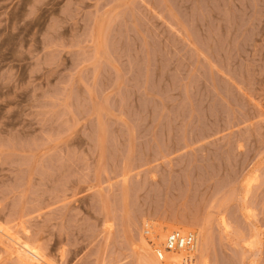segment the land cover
Returning <instances> with one entry per match:
<instances>
[{
	"label": "rangeland",
	"instance_id": "374dc122",
	"mask_svg": "<svg viewBox=\"0 0 264 264\" xmlns=\"http://www.w3.org/2000/svg\"><path fill=\"white\" fill-rule=\"evenodd\" d=\"M171 227L264 264V0H0V264H165Z\"/></svg>",
	"mask_w": 264,
	"mask_h": 264
},
{
	"label": "built area",
	"instance_id": "2783aa9c",
	"mask_svg": "<svg viewBox=\"0 0 264 264\" xmlns=\"http://www.w3.org/2000/svg\"><path fill=\"white\" fill-rule=\"evenodd\" d=\"M197 241V231L174 229L167 234L163 247L156 249V255L160 260H165L166 252L183 251L185 253L183 264H190L195 259Z\"/></svg>",
	"mask_w": 264,
	"mask_h": 264
},
{
	"label": "bare ground",
	"instance_id": "6f19581e",
	"mask_svg": "<svg viewBox=\"0 0 264 264\" xmlns=\"http://www.w3.org/2000/svg\"><path fill=\"white\" fill-rule=\"evenodd\" d=\"M183 229V228H189V227H171V228H168L167 229V232L165 233V235L174 230V229ZM161 227H159L158 231H160ZM11 234V233H10ZM9 234V235H10ZM13 235V234H12ZM165 235L162 237V238H166ZM197 235H198V232H197ZM158 236V235H157ZM167 236V235H166ZM10 238L12 239V243H13V250L16 251L15 254L19 255L18 258H20L24 263H27V264H36V262H40L41 260H44L43 259V255L38 248H36V246H31L28 242H25V241H21L18 237L16 238V236H10ZM165 240V239H164ZM147 241V240H146ZM149 245L152 247H154V251L156 248H159V247H163V243L164 241L160 244V245H154L155 242L153 243H150L148 242ZM11 247V248H12ZM198 247H199V235H198V241H197V246H196V249H195V259L190 263V264H196L197 263V260H198ZM11 251V250H10ZM174 254V253H177V254H180V260L177 264H183L184 262V259H185V253L183 251H169V252H166V256H165V260H161L163 263L165 264H174V263H170L168 261V256L169 254ZM156 258H158L156 256ZM159 259V258H158ZM160 260V259H159ZM46 261V260H45Z\"/></svg>",
	"mask_w": 264,
	"mask_h": 264
}]
</instances>
